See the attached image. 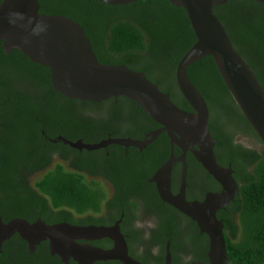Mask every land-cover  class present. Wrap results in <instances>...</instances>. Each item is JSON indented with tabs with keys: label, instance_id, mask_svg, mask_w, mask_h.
Returning <instances> with one entry per match:
<instances>
[{
	"label": "trees",
	"instance_id": "16d2710c",
	"mask_svg": "<svg viewBox=\"0 0 264 264\" xmlns=\"http://www.w3.org/2000/svg\"><path fill=\"white\" fill-rule=\"evenodd\" d=\"M3 1L0 0V5ZM39 4L41 14L61 15L79 23L100 63L124 64L143 72L160 91L169 94L175 105L192 111L175 79L179 60L196 40L184 8L168 0H142L125 6L106 5L98 0H39ZM215 14L234 48L264 88V5L251 0H229L216 7ZM158 69H162V76L156 74ZM187 73L205 98L210 112L217 103L236 106L240 112L241 124L229 121L220 125V132L210 119L211 132L218 140L215 148L218 163L232 166L239 185L235 202L219 211L217 217L224 223L228 264H264V145L235 103L212 57L196 62ZM114 99L123 101L124 107L133 106L144 112L126 97L100 103L68 99L53 89L47 67L32 62L18 50L6 53L0 41V216L4 222L22 218L32 223L40 219L46 224L101 225V219L93 214L103 205V190L74 174L67 175L64 183L53 188L44 187L52 174L32 185L29 178L40 170L36 158L25 146L15 144L19 142L16 136H43L41 130L48 136L57 135L58 123L81 122L93 127L91 131L104 135L109 125L123 123L120 106L115 105ZM147 117L153 125L159 126ZM236 133L256 138L263 146L262 151L234 144ZM4 136H12L7 142L8 148ZM180 153L175 147V155ZM169 156L170 139L163 133L162 165ZM199 171L194 176L203 187L196 196L218 192L220 186L214 179L206 171ZM177 172L173 173L172 190L177 189L180 181ZM123 183L127 188V171L123 172L119 184ZM174 213L187 219L172 206L162 204L163 228L173 221ZM0 264L65 263L50 254L48 242H42L30 253L27 242L15 234L0 249ZM68 264L77 263L70 260Z\"/></svg>",
	"mask_w": 264,
	"mask_h": 264
},
{
	"label": "water",
	"instance_id": "95a60500",
	"mask_svg": "<svg viewBox=\"0 0 264 264\" xmlns=\"http://www.w3.org/2000/svg\"><path fill=\"white\" fill-rule=\"evenodd\" d=\"M111 6H125L142 0H98ZM186 11L195 43L176 66L177 87L191 107L186 111L175 105L169 94L150 81L143 72L124 64L106 65L98 61L82 26L61 15L41 14L39 0H4L0 5V41L6 53L18 50L32 62L49 69L53 89L68 99L100 103L111 98L126 97L137 103L160 128L143 140L109 139L98 144L74 143L73 148L96 150L116 144L143 149L160 134L170 139V156L153 181L164 203L193 220L200 233L209 239L208 263L228 264L224 223L217 213L235 202L239 185L231 165L218 163L217 139L210 129L209 106L190 80L187 70L196 62L212 57L219 74L251 128L264 145V88L244 58L234 48L215 8L229 0H168ZM264 5V0H251ZM175 147L181 154L175 155ZM191 153L209 176L220 186L201 201H188V165ZM182 164L177 194L172 192L173 170ZM18 234L33 253L42 242H48L50 254L63 263L77 264L119 261L122 264H143L129 254L128 244L117 222L113 226H79L67 222L46 224L16 218L4 222L0 216V249L4 242ZM108 238L113 247L103 249L89 241ZM169 248L166 264H171ZM191 264H205L194 262Z\"/></svg>",
	"mask_w": 264,
	"mask_h": 264
},
{
	"label": "flooded vegetation",
	"instance_id": "af4514ba",
	"mask_svg": "<svg viewBox=\"0 0 264 264\" xmlns=\"http://www.w3.org/2000/svg\"><path fill=\"white\" fill-rule=\"evenodd\" d=\"M114 100L115 105L120 106L123 123L109 125L105 128L104 135L91 131L93 127H86L80 122L58 123L57 135L48 136L41 130L43 136H16L19 142L15 145L25 146L30 150L40 168L29 178L31 184L43 182L48 174H52L49 184L44 183V187L53 188L59 183H64L67 175L74 174L75 177L103 190V205L99 212H94V217L101 219L99 226H113L119 222L130 256L143 264H166L168 248L172 257L171 264L208 263L209 239L207 235L200 233L193 220L174 213L173 217L176 219L172 217L173 221L169 226L162 227V204L167 203H162L157 184L153 181L156 173L162 168V134L143 149L109 144L100 149L87 150L73 148L63 141L98 144L109 139L143 140L150 132L160 128V125H153L141 110L133 106L124 107L121 105L123 101ZM106 114L107 111L104 116ZM238 135L239 133H236L233 136V143L242 145L236 140ZM4 137L8 148L7 142L12 136ZM189 154L186 156V199L201 201L209 192L200 197L196 196L192 178L200 169H204L195 157ZM181 169L182 164L178 163L173 170V173L178 171L180 181ZM124 171L129 175L127 188L124 183L119 184ZM180 181L177 189L172 190L174 194L179 191ZM107 239L92 240L88 243L109 249L113 247V241H106ZM103 244L106 246H102Z\"/></svg>",
	"mask_w": 264,
	"mask_h": 264
},
{
	"label": "rangeland",
	"instance_id": "374dc122",
	"mask_svg": "<svg viewBox=\"0 0 264 264\" xmlns=\"http://www.w3.org/2000/svg\"><path fill=\"white\" fill-rule=\"evenodd\" d=\"M158 68H160V67H158ZM156 74H159L160 76H162V69H158V72ZM170 75H171V77H173L172 73ZM232 107L223 106V105L217 103L215 105L214 110H211L210 119H211V121H213V123L216 124V126H217L216 130L218 132H220L221 126L223 124L229 122V121H233L239 125L241 124L240 112H239L238 108H236V106H234L232 111H230V108H232ZM236 140H237V142L241 143L242 145H244L247 148H251V149L257 150L259 152H261L263 149L262 144L253 136H248V135L239 133ZM192 183H193V187L195 188L196 192H201L203 185L196 176H194L192 178Z\"/></svg>",
	"mask_w": 264,
	"mask_h": 264
}]
</instances>
